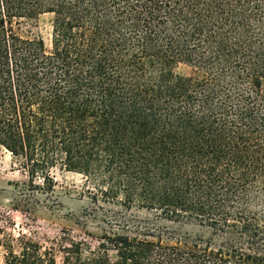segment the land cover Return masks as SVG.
I'll list each match as a JSON object with an SVG mask.
<instances>
[{
  "label": "trees",
  "instance_id": "obj_1",
  "mask_svg": "<svg viewBox=\"0 0 264 264\" xmlns=\"http://www.w3.org/2000/svg\"><path fill=\"white\" fill-rule=\"evenodd\" d=\"M0 149L48 208L57 166L118 208L2 264H264V0H0Z\"/></svg>",
  "mask_w": 264,
  "mask_h": 264
},
{
  "label": "rangeland",
  "instance_id": "obj_2",
  "mask_svg": "<svg viewBox=\"0 0 264 264\" xmlns=\"http://www.w3.org/2000/svg\"><path fill=\"white\" fill-rule=\"evenodd\" d=\"M52 15L42 14L23 28L22 35L39 36L45 49H50ZM175 73L187 76L191 73L185 65H178ZM54 180L52 200L58 202L55 208H48L47 197L26 192L27 177L19 164L9 153L0 149V264L3 262L5 245L11 244L19 250L23 240L38 243L43 249L52 248L57 261L61 259L58 245L59 237H69L75 241L95 244V237L101 233L103 225L99 222L102 214L118 208L98 201L93 204L89 195L91 189L84 176L69 172L59 166L51 171ZM39 184V180L35 181ZM38 201L35 209L25 211L24 202ZM144 221L168 230L189 235L206 234L197 226L185 222L156 220L145 211L138 213ZM66 243H64L65 245Z\"/></svg>",
  "mask_w": 264,
  "mask_h": 264
}]
</instances>
